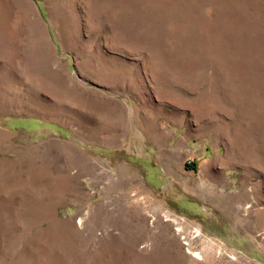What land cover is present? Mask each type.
<instances>
[{
  "label": "rangeland",
  "instance_id": "obj_1",
  "mask_svg": "<svg viewBox=\"0 0 264 264\" xmlns=\"http://www.w3.org/2000/svg\"><path fill=\"white\" fill-rule=\"evenodd\" d=\"M0 264H264V0H0Z\"/></svg>",
  "mask_w": 264,
  "mask_h": 264
},
{
  "label": "crops",
  "instance_id": "obj_2",
  "mask_svg": "<svg viewBox=\"0 0 264 264\" xmlns=\"http://www.w3.org/2000/svg\"><path fill=\"white\" fill-rule=\"evenodd\" d=\"M93 121L94 120L91 119V122H93ZM12 122L15 125V138H17V140H19L18 139L19 132L24 131V132H26L27 134H29L33 138L34 144L39 142V140H41L42 137H43V139H46V137L43 135V134L46 133L45 131H47L49 133H52V131H53L51 122H48V121H44L43 122V121H40L37 118L32 117V116L31 117L30 116L27 117V116H24V115L22 116V115H20L19 111L16 112L15 118L12 119ZM22 123H25V124L29 123V124H32V125L21 126ZM59 133H60V136H62L61 133H64V135L62 137H67L65 129L60 130ZM85 137H87V136H85L84 133H82L81 134V139H77L78 140L77 144L79 146L85 147V146L89 145V144H85L84 143L83 139ZM77 138H79V137L77 136ZM19 147H20V144H19V142H17L15 144V148H17V152H16L17 154L19 152ZM44 154H45L44 157L51 156L50 155L51 154V149H48V150L46 149ZM67 161H68V158H67L66 153H62L61 152L60 153V158H59V164H60V167L63 168V170L66 171V172H67ZM80 163H81V161L77 162L76 172L77 173H83L81 175L83 177L84 176H88V175L84 174V171H83L84 168L82 166L80 167ZM92 164H94V160H92ZM49 170H51V166H49Z\"/></svg>",
  "mask_w": 264,
  "mask_h": 264
},
{
  "label": "bare ground",
  "instance_id": "obj_3",
  "mask_svg": "<svg viewBox=\"0 0 264 264\" xmlns=\"http://www.w3.org/2000/svg\"><path fill=\"white\" fill-rule=\"evenodd\" d=\"M172 220H173V222H179V224H180L181 221H183L182 219H177V218H174V219H172ZM193 236H194V235H193ZM193 236H192V237H193ZM195 236H198V234L195 233ZM195 236H194V237H195ZM192 237H191V238H192Z\"/></svg>",
  "mask_w": 264,
  "mask_h": 264
}]
</instances>
